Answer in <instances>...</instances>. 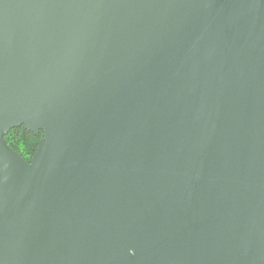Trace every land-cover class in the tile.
<instances>
[{
    "label": "water",
    "instance_id": "1",
    "mask_svg": "<svg viewBox=\"0 0 264 264\" xmlns=\"http://www.w3.org/2000/svg\"><path fill=\"white\" fill-rule=\"evenodd\" d=\"M0 264H264V0H0Z\"/></svg>",
    "mask_w": 264,
    "mask_h": 264
},
{
    "label": "trees",
    "instance_id": "2",
    "mask_svg": "<svg viewBox=\"0 0 264 264\" xmlns=\"http://www.w3.org/2000/svg\"><path fill=\"white\" fill-rule=\"evenodd\" d=\"M41 136V132L38 133V136H35L23 127H18L8 131L4 135V139L13 151H15L26 162H29L31 156L36 150L37 142Z\"/></svg>",
    "mask_w": 264,
    "mask_h": 264
}]
</instances>
